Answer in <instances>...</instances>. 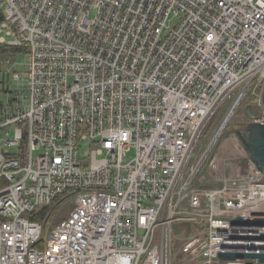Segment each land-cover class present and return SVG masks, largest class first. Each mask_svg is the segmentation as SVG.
Returning <instances> with one entry per match:
<instances>
[{"label":"built area","instance_id":"2783aa9c","mask_svg":"<svg viewBox=\"0 0 264 264\" xmlns=\"http://www.w3.org/2000/svg\"><path fill=\"white\" fill-rule=\"evenodd\" d=\"M0 13V46L29 49L9 73L22 109L0 111V264L259 261L219 255L264 254V228L232 224L264 218V169L207 187L196 148L233 94L261 89L264 107V0H0ZM65 195L62 222L30 219Z\"/></svg>","mask_w":264,"mask_h":264},{"label":"rangeland","instance_id":"374dc122","mask_svg":"<svg viewBox=\"0 0 264 264\" xmlns=\"http://www.w3.org/2000/svg\"><path fill=\"white\" fill-rule=\"evenodd\" d=\"M3 62L6 64L0 69V102L3 105V107L0 106V111L2 112L4 108L10 105L11 109L7 113L14 114V109H22V106H18L13 101L15 99L16 85L9 73L12 71H23L26 56L11 57ZM261 92V89L253 92L249 91L243 97L240 94L241 91L233 94L207 123L196 148L198 160L203 155L208 154V159L199 176L200 184L202 183L207 187H215L219 184L217 179L235 174L237 171L245 172L247 170L251 158L247 144L243 143L240 134L243 135V129L249 123H253L256 118H260L264 113V107L260 106V104H255V100L258 99L257 95H260ZM240 97L241 100H239ZM238 100L239 102L237 103ZM233 109L234 111L232 112ZM227 119L228 121L226 122ZM225 122L226 125L220 132ZM216 161L221 168L220 176L210 171L211 164ZM229 164L231 166L228 167L227 165ZM72 209L71 201L69 199L65 200L52 216L46 230H49L57 220L61 221L67 218ZM251 264L262 263L253 261Z\"/></svg>","mask_w":264,"mask_h":264},{"label":"water","instance_id":"95a60500","mask_svg":"<svg viewBox=\"0 0 264 264\" xmlns=\"http://www.w3.org/2000/svg\"><path fill=\"white\" fill-rule=\"evenodd\" d=\"M239 100H241V97L239 98ZM239 100L237 101V103L239 102ZM261 101L264 104V91ZM259 103H260V99H256L255 104H259ZM234 109L232 110V112L234 111ZM227 121L228 119L226 120V122ZM226 122L223 124L222 128L220 129V132L225 127ZM242 133L244 140L249 147L251 160L261 169H264V123H255V122L249 123L243 129ZM232 224L235 226H256V227L264 228V218L256 219V220H244L242 218H236L232 221ZM261 240L264 241V235L261 236ZM219 258L223 261L237 260V259L259 260L260 263L264 264V254L221 253L219 255Z\"/></svg>","mask_w":264,"mask_h":264},{"label":"trees","instance_id":"16d2710c","mask_svg":"<svg viewBox=\"0 0 264 264\" xmlns=\"http://www.w3.org/2000/svg\"><path fill=\"white\" fill-rule=\"evenodd\" d=\"M5 17L2 13H0V25L1 23L4 21ZM29 53V49L27 46L24 47H9V46H0V63L3 62L4 60L11 58V57H17L19 55H24L26 56ZM240 137L243 141V143L246 144L244 137L242 134H240ZM26 146V142H24V146L23 148ZM247 148L249 149L248 145ZM69 197L68 196H62L60 197L58 200H56L52 205H50L49 207H46L34 214L30 215V219L32 221H36L39 222L40 224H42V226L46 229L52 216L54 215V213L56 212V210L58 209V207L65 201L67 200ZM73 208V205H72ZM64 220V219H63ZM63 220H57L54 224L52 225H57L60 222H62Z\"/></svg>","mask_w":264,"mask_h":264}]
</instances>
